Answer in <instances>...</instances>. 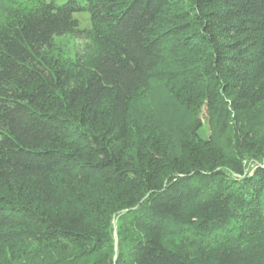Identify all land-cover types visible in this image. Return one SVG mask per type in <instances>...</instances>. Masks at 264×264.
Masks as SVG:
<instances>
[{
  "label": "trees",
  "instance_id": "obj_1",
  "mask_svg": "<svg viewBox=\"0 0 264 264\" xmlns=\"http://www.w3.org/2000/svg\"><path fill=\"white\" fill-rule=\"evenodd\" d=\"M0 264H264V0H0Z\"/></svg>",
  "mask_w": 264,
  "mask_h": 264
},
{
  "label": "rangeland",
  "instance_id": "obj_2",
  "mask_svg": "<svg viewBox=\"0 0 264 264\" xmlns=\"http://www.w3.org/2000/svg\"><path fill=\"white\" fill-rule=\"evenodd\" d=\"M58 1H63V0H58ZM74 16L78 19V21L80 22L81 26H89V17H88V14L87 13H75ZM59 42L61 43H64L65 44V47H67V49H69V51L71 53H73V49H76V48H80L83 44V41L80 39V38H74V37H71V36H68V37H61L58 39ZM206 126V125H205ZM202 133L203 134H207L208 133V130L206 127L203 128L202 130Z\"/></svg>",
  "mask_w": 264,
  "mask_h": 264
}]
</instances>
